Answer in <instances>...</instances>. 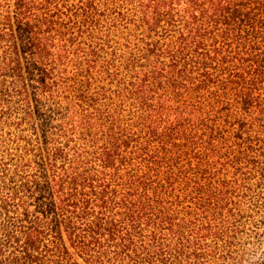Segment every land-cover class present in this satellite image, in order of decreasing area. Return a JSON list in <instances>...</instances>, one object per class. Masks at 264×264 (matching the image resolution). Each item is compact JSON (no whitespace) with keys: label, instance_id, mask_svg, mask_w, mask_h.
<instances>
[{"label":"trees","instance_id":"1","mask_svg":"<svg viewBox=\"0 0 264 264\" xmlns=\"http://www.w3.org/2000/svg\"><path fill=\"white\" fill-rule=\"evenodd\" d=\"M0 264H264V0H0Z\"/></svg>","mask_w":264,"mask_h":264}]
</instances>
